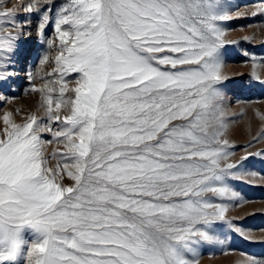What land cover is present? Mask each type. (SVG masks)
I'll use <instances>...</instances> for the list:
<instances>
[{"label": "snow or ice", "instance_id": "6c2138e0", "mask_svg": "<svg viewBox=\"0 0 264 264\" xmlns=\"http://www.w3.org/2000/svg\"><path fill=\"white\" fill-rule=\"evenodd\" d=\"M54 2L22 5L41 14L42 39ZM14 11H0V86L17 75V43L29 34L30 21ZM230 18L224 0L59 5L56 37L47 41L56 46L57 79L33 87L44 117L29 114L23 124L2 117L0 264H198V245L223 243L212 229L226 206L212 198L238 196L227 183L237 165L220 163L231 153L221 131L219 85L227 77L219 22ZM165 51L173 55H158ZM62 105H70L63 117ZM52 142L66 149L51 154L54 168L43 151ZM63 174L73 183H61Z\"/></svg>", "mask_w": 264, "mask_h": 264}, {"label": "rangeland", "instance_id": "374dc122", "mask_svg": "<svg viewBox=\"0 0 264 264\" xmlns=\"http://www.w3.org/2000/svg\"><path fill=\"white\" fill-rule=\"evenodd\" d=\"M29 2L0 0V11L14 9L18 21H30L25 28L29 34L19 39L13 57L17 75L9 84L0 86V138H3L5 125L2 117L6 112L12 114L11 121L16 124H23L29 114L44 117L43 110L39 108L41 93L33 91V87L39 89L45 81L54 82L57 79L53 73L56 46L49 48L47 41L56 37V10L64 0H55L51 6L53 22L46 26L43 39L37 30L41 14L23 11L22 5ZM224 3L231 12V18L219 22L225 30L226 43L221 51L224 61L222 72L227 77L219 85L223 97L221 111L224 127L221 131L222 138L229 141L230 147L226 151L231 154L220 163L221 166L228 163L237 165L231 170L234 175L229 176L227 183L238 196L235 200L212 198L214 203L226 206L225 219L216 220L212 229L223 243L198 245V264H247L250 259L264 261V155H254L264 153V135H260L264 133V11H260L264 9V0H224ZM166 54L173 55L166 51L158 55ZM45 55L48 61L42 64ZM253 72L258 79L253 77ZM75 75L65 77L69 89L75 87ZM56 87L58 89L59 85ZM58 95V91L52 93L54 99ZM64 98L71 100L74 93L65 92ZM69 112L70 105H62L59 114L63 117ZM52 127L57 130L59 122H53ZM41 138L52 140L49 132H42ZM54 150L64 152L66 149L61 143L44 144L48 166L53 168L57 163L51 155ZM245 156L248 158L242 159ZM249 172L256 175H245ZM60 182L65 185L73 183L66 174ZM208 195L211 196L210 193ZM235 229H240L243 235ZM22 264H26V260Z\"/></svg>", "mask_w": 264, "mask_h": 264}]
</instances>
